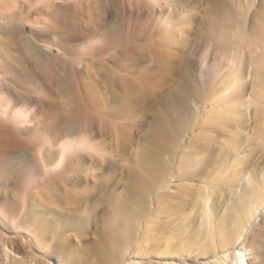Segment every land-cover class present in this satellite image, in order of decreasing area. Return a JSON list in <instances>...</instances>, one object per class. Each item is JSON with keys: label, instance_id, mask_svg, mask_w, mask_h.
<instances>
[{"label": "rangeland", "instance_id": "374dc122", "mask_svg": "<svg viewBox=\"0 0 264 264\" xmlns=\"http://www.w3.org/2000/svg\"><path fill=\"white\" fill-rule=\"evenodd\" d=\"M20 2L28 4L27 0ZM35 2L45 12L32 11L37 22L29 28V35L34 30V41L42 47L65 38L47 12L59 9L77 22L81 36L64 47L76 60L71 71L59 69L57 73L86 84L91 95L79 89L84 103L79 110L72 103L74 95L63 93L46 79L49 94L25 90L23 67L0 42V63L10 68L8 73L0 72V122L19 137L16 140L0 132V214L25 206L32 219L20 227L22 232L11 222L0 223L3 240L23 244L31 264H61L65 259L72 264L156 261L151 254L138 253L147 243V248L155 244V225L160 219L154 214L156 206L166 210L182 204L190 186L218 185V172L232 180L238 168L235 159L248 157L253 149L255 153L260 150L255 158L264 154V138L257 133L264 120L255 117L252 101L264 51L249 43L264 24V0ZM76 7L78 18H73ZM10 25L0 21L1 37H9ZM113 28L123 33L117 35L122 45L118 51L113 46L102 53L100 47L116 39L110 34ZM17 50L11 52L36 64L28 50ZM120 52L121 60L116 56ZM49 53L60 55L57 50ZM5 111L19 124L4 118ZM62 147L69 150L58 164ZM218 156L223 163L219 169ZM21 159L28 164L13 187L16 168L11 161L19 167ZM154 159L165 166L161 187L152 184ZM194 159H210L213 164L199 176H187L185 165ZM42 162L50 166L49 171L43 170ZM237 178L234 193L246 184V178ZM141 205L146 206V215H137ZM251 223L250 232H262L260 239L264 240V206ZM174 233L169 234L176 237L180 232ZM32 235L38 238L33 240ZM175 237L173 241L178 240ZM123 238L129 239L125 243ZM3 240L0 264H12ZM247 243L246 249L251 248V240ZM182 259L176 258L173 264H183ZM220 259L225 264H240L231 247L201 256L196 263L185 262L214 264Z\"/></svg>", "mask_w": 264, "mask_h": 264}, {"label": "bare ground", "instance_id": "6f19581e", "mask_svg": "<svg viewBox=\"0 0 264 264\" xmlns=\"http://www.w3.org/2000/svg\"><path fill=\"white\" fill-rule=\"evenodd\" d=\"M27 1L28 4L26 3L22 4L20 0H0V21H7L8 23L11 24L10 28L8 29L9 37L0 36V42L3 45V47L6 48L7 51L6 53L10 54V56L12 55L13 58L16 59L15 61H17V63H19L23 67L22 79H24L25 82L22 83L23 85L22 84L21 85L25 90L31 92L39 91L44 93L45 91H47L48 93L50 87L48 86L49 87L48 89V87H46L47 84L45 85L44 82L48 80L51 84L58 85L59 89L63 93H67L68 95H74L72 99V103H75L74 105L79 109V107L83 106L84 104L83 102H81L79 96V94L81 93L79 89L82 88L83 91L85 92V96L89 97L91 95L90 88L87 87V85L82 82L79 83L80 81L78 82L77 80L65 79L63 77H60L57 73L59 69L60 70L63 69L66 72L71 71L70 67L73 65L76 59L71 57L68 54L69 52L66 51L64 47L68 46V44H70L72 40L81 36L79 32V26L76 21L73 22V20H71L67 15L63 14L61 11H59V9L56 10L55 12H47V14L51 16V21L53 22L54 27L60 28L62 29V31L65 32V38L64 41L59 40L60 42L57 41L55 43L46 45V47H42L41 45L37 44L34 41V36H33L35 34L34 30L31 29L32 35H29V31H30L29 28L32 27V25L35 22H37V18H32L33 17L32 11L36 13H40L41 11L45 12V10L43 7L39 6L40 2H35L36 0L35 1L27 0ZM133 5L136 6L135 1H133ZM74 17L78 18V7L75 8V13L73 14V18ZM18 20L22 21L21 24H18L19 23L17 22ZM110 34L116 35V39L112 41H106L104 44L105 46H101L99 49L102 53H105L106 50L113 48V46L118 51L119 50L118 48L122 45L123 39L121 40L119 38V40H117L118 39L117 35L121 37L122 36L121 34H123L122 32L118 34V29L116 30L115 28H113ZM254 35L255 36H253V38H251L252 40H250L249 42L250 45H252L255 49H258L260 47L264 51V24L259 26L257 33H255ZM22 47L28 50L32 54V57L37 59L35 65L32 64V62L21 53L14 54L12 53L13 51L11 52V49L17 50ZM55 50L59 51L60 55L51 56L49 52L50 51L53 52ZM120 51H122V49H120ZM91 52L93 51H86V53L88 54ZM261 55H263V57H261L263 59L264 54H260V56ZM116 56L119 60L123 58V54L121 52L118 53ZM105 63L106 62H104V64ZM261 63H262L260 68L261 70L259 69V71H257L260 74L259 79L255 81L252 89V97H253L252 101L256 105L255 117L258 120L261 119L264 120V59ZM8 66L0 63V72L3 73L10 72V68ZM14 71L12 74H15ZM238 92L240 91L238 90ZM183 113H181L182 116ZM181 114L178 117L179 118L181 117L183 119L184 117H182ZM4 115H5L4 118H6L8 121L11 120L14 123L16 122L15 124H19V121L17 122L15 117L11 118L9 116L8 111ZM181 120H179V122ZM182 123L183 122L181 121V124ZM262 123L264 124V121H262ZM21 124L23 125L25 123L24 122L22 123L21 121ZM262 128L264 129L263 126ZM262 128L261 129L259 128V131L257 133L258 135H260L261 138H264V133H263L264 131H262L263 130ZM0 132L7 133L16 140L19 138L17 132L11 129L10 126L8 124H5L4 122H0ZM252 142L255 144L259 143V141H252ZM252 142L251 144H253ZM254 148L256 149V147ZM68 150L69 149L67 147L66 148L62 147L63 153L58 161V164H61L62 160L66 158L64 156L68 154ZM252 151L250 152L251 154L249 153L248 157L245 155L243 158H237L233 161L234 166H238V168L235 169L234 171L235 175L233 176L232 180H230V178L227 179L218 172V185L209 188L200 186L197 189H193L190 186V190L188 191V193L187 190L186 193H184L183 196L184 198L181 200L182 204L174 205L175 207H168L166 210H163L161 207L156 206L154 210V214L158 217V219L160 218L161 221H159L160 219L156 220L157 217L154 216V218L156 217L155 218L156 237L154 236L155 244L153 246L150 245L151 247L147 248V245L150 243L143 242L145 244L147 243L146 247L145 246H144L145 248L141 247L143 245L141 243L142 244L140 245L141 252L138 250L139 251L138 253H141V255L151 254V256L156 258V261H152V260L142 261L140 264H164L163 262L164 261L168 262V260H171L172 262L170 261L168 263L165 262L166 264H173V261L179 257H183L182 259L183 264H188L187 261L185 262L186 259H188L192 263L194 262L196 263L201 256L207 255L210 252H217V251L219 252L220 250H223L228 247L233 248L235 257L237 256L240 264H264V240L260 239V235L262 232L258 234L255 232H250V227H253L251 223L252 218L254 217L256 212L260 210L262 206H264V171H263L264 168L263 169L260 168V167H264V154H261L260 157L258 156L259 158L257 157L255 158V156H257L260 150L257 151V153H255V151L254 152ZM26 163L27 162L25 159H21L18 163L20 165L19 167H17L18 165L16 166V162L11 161V165L15 164V168H16L14 169L13 172L16 178V180L14 179L15 181L13 183L14 184L13 187L17 185V181H19V176L24 174V170L22 168L27 166ZM151 163H152L151 170L155 175L154 178L155 181L152 184L155 183L157 187H161L159 181L162 180V175L164 174L165 166L157 159H154L153 161H151ZM210 164H213L212 160L210 159L191 160L189 163L185 165L184 173L187 176H191V177L199 176L203 174L204 167ZM262 164L263 166H260ZM41 165L44 171L46 172L49 171L50 166L47 163L42 162ZM214 165H216V163ZM222 165H223L222 158L219 159L218 156V169L221 168ZM237 177L246 178L245 179L246 184L244 187H241V190L238 189L239 191L238 192L236 191L234 193L233 186H235L236 184L235 178ZM7 185H9V183ZM157 187H153V188L156 189ZM142 190L145 192L144 189ZM172 196L175 197L174 195ZM227 198L229 202L227 201L228 202L227 205L223 207L222 202ZM211 199L212 202L209 203V200ZM187 210H189V212ZM9 211L10 212L7 214H0V223H2V225L7 224V222H11L13 227L21 231L20 227L22 225H26L28 220L32 221V219H29V217L27 216L25 206H22L21 209L20 207L19 208L13 207V209ZM146 211H147L146 206L141 205L138 208L139 214L137 215L140 216L146 215ZM164 211L165 212L167 211L168 214H165ZM173 215H175L177 218L179 217V221H177L176 223L175 221L177 220V218L174 219L175 216L173 218ZM31 218H35V217H31ZM204 227L206 229H203ZM177 230L178 232H180L179 234L183 236L180 238L178 237L180 236L178 234V236H176L178 237V240L176 239L175 241H173L175 236H171V235H173L172 233H174V231L177 234ZM251 231H253V228L251 229ZM25 235L28 236L30 235V233L25 232ZM33 237L38 238L37 235H32V237L30 238L36 240ZM143 237L145 238L147 236H143ZM2 240H3V236L0 232V241ZM127 240L124 239L123 241L126 243ZM146 240L148 239L145 238V241ZM248 240H251V244H250L251 248L246 249L248 248L247 247L248 245L246 246ZM31 242L34 243V241ZM124 242L123 244L125 245ZM122 245H120V248L122 247ZM3 246L7 254L10 255L12 259V264H27V263L31 264V261L28 259V256L24 251L23 244L22 245L10 244L8 241L6 242V239H4ZM121 250L124 251L123 248ZM122 254H124V252ZM60 262L61 264H72L70 260H66V259L62 261L60 260ZM225 263L226 262L224 260L220 259V261L218 260L214 264H225Z\"/></svg>", "mask_w": 264, "mask_h": 264}]
</instances>
